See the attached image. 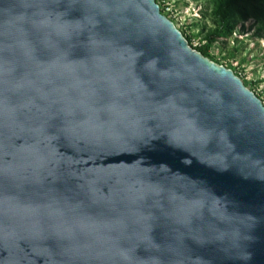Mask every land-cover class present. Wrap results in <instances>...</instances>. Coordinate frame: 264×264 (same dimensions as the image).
Returning a JSON list of instances; mask_svg holds the SVG:
<instances>
[{
	"label": "water",
	"instance_id": "1",
	"mask_svg": "<svg viewBox=\"0 0 264 264\" xmlns=\"http://www.w3.org/2000/svg\"><path fill=\"white\" fill-rule=\"evenodd\" d=\"M0 264H264V105L156 0H0Z\"/></svg>",
	"mask_w": 264,
	"mask_h": 264
},
{
	"label": "rangeland",
	"instance_id": "2",
	"mask_svg": "<svg viewBox=\"0 0 264 264\" xmlns=\"http://www.w3.org/2000/svg\"><path fill=\"white\" fill-rule=\"evenodd\" d=\"M156 2L192 48L207 43L209 31L215 28L208 0ZM208 53L212 62L230 69L264 105V21L251 17L235 21L229 35L213 38Z\"/></svg>",
	"mask_w": 264,
	"mask_h": 264
},
{
	"label": "trees",
	"instance_id": "3",
	"mask_svg": "<svg viewBox=\"0 0 264 264\" xmlns=\"http://www.w3.org/2000/svg\"><path fill=\"white\" fill-rule=\"evenodd\" d=\"M208 4L215 28L209 31L207 43L194 49L209 60H212L208 49L213 38L229 35L235 21H244L248 17L259 22L264 21V0H208ZM160 12L163 14L161 8ZM185 38L190 45L189 38Z\"/></svg>",
	"mask_w": 264,
	"mask_h": 264
}]
</instances>
